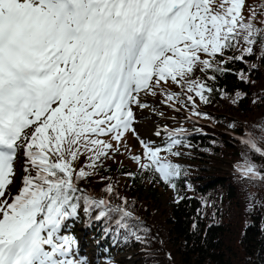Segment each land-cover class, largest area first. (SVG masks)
<instances>
[{"label": "snow or ice", "instance_id": "6c2138e0", "mask_svg": "<svg viewBox=\"0 0 264 264\" xmlns=\"http://www.w3.org/2000/svg\"><path fill=\"white\" fill-rule=\"evenodd\" d=\"M244 10L245 0H0V264H87L64 231L81 210L89 222H102L105 234L140 239L126 199L113 205L78 186L129 131L143 147L132 157L140 170L177 191L176 203L184 199L177 190L184 170L168 156L180 155L174 149L187 131L159 127L162 146L141 139L134 107H147L142 94L156 96L159 88L167 106L191 104L201 115L195 97L207 102L213 88L191 78L198 66L223 74L222 65L243 62L257 44L264 53V19L257 21L264 0L247 17ZM231 50L240 54L217 62ZM168 80L181 91L161 87ZM244 142L261 151L250 135ZM21 150L23 175L13 195ZM80 156L88 163L77 169ZM237 167L259 177L252 164Z\"/></svg>", "mask_w": 264, "mask_h": 264}, {"label": "trees", "instance_id": "16d2710c", "mask_svg": "<svg viewBox=\"0 0 264 264\" xmlns=\"http://www.w3.org/2000/svg\"><path fill=\"white\" fill-rule=\"evenodd\" d=\"M261 2L249 0L244 15ZM261 19L264 16L257 17ZM254 53L243 62L222 65L228 69L223 74L200 67L191 78L206 80L213 88L207 102L195 97L201 115L193 114L191 104L179 103V112L169 114L168 128L187 131L185 143L174 149L180 155L168 156L185 173L177 180L178 194L184 197L179 203L177 191L140 170L132 159L136 154L124 156L135 163L131 166L116 162V151H110L88 179L78 182L86 193L113 205L126 199L127 210L140 221V239L109 233L103 241L118 253L134 254L133 264H264V53L259 44ZM239 54L231 50L215 59L221 62ZM211 75L214 81L207 80ZM180 91V86L171 90ZM249 135L260 152L244 142ZM159 138L164 141L163 134ZM244 162L255 166L258 178L241 174L237 165ZM87 163V157L80 156L75 167ZM108 185L111 194L105 191ZM80 219L88 220L82 210L73 221ZM91 223L92 234L103 232L102 222Z\"/></svg>", "mask_w": 264, "mask_h": 264}, {"label": "rangeland", "instance_id": "374dc122", "mask_svg": "<svg viewBox=\"0 0 264 264\" xmlns=\"http://www.w3.org/2000/svg\"><path fill=\"white\" fill-rule=\"evenodd\" d=\"M248 1L249 0H245L244 14H246ZM205 57L206 56L201 54L202 59H205ZM199 68L200 67L198 66L194 73H196ZM177 86L179 85L173 83L171 80H168L167 82H161V87L169 91H171L173 87ZM156 92V96L142 94V102L148 106L145 108L134 107L135 120L133 127L141 139L154 141L156 145L160 146L163 145L164 141L162 142L161 138L155 135V131L159 127L170 126L171 120L169 118V114L170 116H173L179 111H176L172 107H169L163 103L164 96L161 94L159 88L156 89ZM175 108H179L178 103L175 104ZM161 113H163V115H161ZM108 138L111 139L110 137ZM112 143L115 148L118 147V151H116V153L112 152V157L113 159H116V162H127L131 166H134L135 163H132L131 159L129 158H124V156L126 154H136L142 156L143 154L142 145L138 142L131 131L125 134V137L119 146L116 145L115 141H112ZM24 163L25 158L23 155V150H21L15 160L14 183L8 189V191L13 195L20 185L23 175ZM81 226L82 224L78 225L76 230H69L66 228L64 229L65 232L73 235L76 240L75 254L77 259L84 260L87 262V264H116L115 261H117L118 264H133L135 259L134 254L125 252L124 254L116 255L113 248H111L109 245H107V249L104 250L105 252L98 254L97 251L99 243L101 239L102 241L104 239L98 235H85L84 229H81Z\"/></svg>", "mask_w": 264, "mask_h": 264}, {"label": "bare ground", "instance_id": "6f19581e", "mask_svg": "<svg viewBox=\"0 0 264 264\" xmlns=\"http://www.w3.org/2000/svg\"><path fill=\"white\" fill-rule=\"evenodd\" d=\"M138 111H140V110H138ZM124 253H125V252H124ZM124 253H123V254H124ZM127 253H128V252H127Z\"/></svg>", "mask_w": 264, "mask_h": 264}]
</instances>
